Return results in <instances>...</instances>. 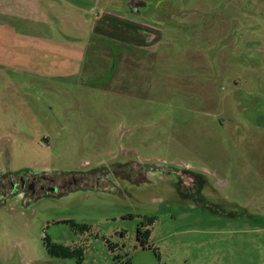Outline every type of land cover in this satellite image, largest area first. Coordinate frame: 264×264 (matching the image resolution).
<instances>
[{
    "label": "rangeland",
    "instance_id": "obj_1",
    "mask_svg": "<svg viewBox=\"0 0 264 264\" xmlns=\"http://www.w3.org/2000/svg\"><path fill=\"white\" fill-rule=\"evenodd\" d=\"M27 173L82 185L0 188V264H264V0H0V180Z\"/></svg>",
    "mask_w": 264,
    "mask_h": 264
},
{
    "label": "flooded vegetation",
    "instance_id": "obj_2",
    "mask_svg": "<svg viewBox=\"0 0 264 264\" xmlns=\"http://www.w3.org/2000/svg\"><path fill=\"white\" fill-rule=\"evenodd\" d=\"M4 178H7V180H0V188L8 189V193L12 189L16 191L21 190L33 197L39 196L42 193L41 191L45 190L50 194L49 192L53 193L57 189H61L60 191H69L82 185V181L75 175H70L64 180H56L49 176L41 177L37 174L28 173L19 176L10 175Z\"/></svg>",
    "mask_w": 264,
    "mask_h": 264
},
{
    "label": "trees",
    "instance_id": "obj_3",
    "mask_svg": "<svg viewBox=\"0 0 264 264\" xmlns=\"http://www.w3.org/2000/svg\"><path fill=\"white\" fill-rule=\"evenodd\" d=\"M154 219L151 218L145 226L146 228L143 229L144 224H141L137 229V239L141 243V246L145 247L146 240L149 238L151 234V230L148 225L153 224ZM74 229L81 230V232L86 230V225H78L76 223H72ZM48 253L52 257L56 258H76L77 264H84L83 260V251L79 247H71L63 244H55L48 242L47 244Z\"/></svg>",
    "mask_w": 264,
    "mask_h": 264
}]
</instances>
